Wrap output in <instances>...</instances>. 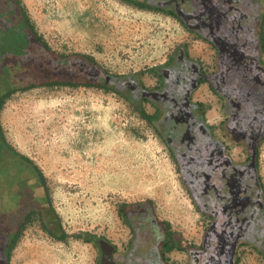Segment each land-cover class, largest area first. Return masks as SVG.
<instances>
[{
    "label": "flooded vegetation",
    "instance_id": "af4514ba",
    "mask_svg": "<svg viewBox=\"0 0 264 264\" xmlns=\"http://www.w3.org/2000/svg\"><path fill=\"white\" fill-rule=\"evenodd\" d=\"M120 1L165 14L179 13L187 1L211 7L209 27L200 17L191 24L196 31L188 30L212 49L210 68L181 47L148 70L156 80L153 87L146 86L139 73L120 81L101 67L110 76L102 77L108 90L118 91L121 83L132 97L138 96L133 98L135 104L152 109L149 115L155 117L153 122L205 219L195 243L171 233L149 202L120 205L114 234L94 239L95 264H240L248 257L264 264V183L258 166L259 146L264 143V0ZM40 37L20 0H0V108L15 92L61 87L46 83L57 80V75L78 83L69 87L106 89L89 84L94 79L88 67L81 76L57 74L52 63L50 72L42 70L48 59L41 53ZM189 71L204 80L194 87L193 74L187 78ZM203 84L220 103L218 126L208 121L204 103L193 98ZM236 105L247 122L258 125L248 127L240 141L234 140L239 135L232 132L235 122L230 120L237 115ZM164 106L166 115L158 111ZM224 122H233L228 132ZM40 172L6 139L0 125V264H10L17 240L32 229L63 240L59 216Z\"/></svg>",
    "mask_w": 264,
    "mask_h": 264
},
{
    "label": "rangeland",
    "instance_id": "374dc122",
    "mask_svg": "<svg viewBox=\"0 0 264 264\" xmlns=\"http://www.w3.org/2000/svg\"><path fill=\"white\" fill-rule=\"evenodd\" d=\"M20 1L54 51L89 55L112 74L139 73L148 87L156 83L148 70L178 47L204 67L212 63V49L165 13L120 0ZM193 98L218 126L220 103L208 87L201 85ZM141 108L152 113L148 105ZM0 125L6 139L39 167L64 232L58 241L27 231L10 264H95L94 239L114 234L120 205L140 201L152 205L171 233L199 241L205 218L182 174L158 133L120 93L82 86L15 92L0 108ZM258 166L264 183V143ZM240 264L263 261L248 257Z\"/></svg>",
    "mask_w": 264,
    "mask_h": 264
},
{
    "label": "trees",
    "instance_id": "16d2710c",
    "mask_svg": "<svg viewBox=\"0 0 264 264\" xmlns=\"http://www.w3.org/2000/svg\"><path fill=\"white\" fill-rule=\"evenodd\" d=\"M179 13H175L173 11H166L167 14H170L176 18H178L180 20V22L186 27L187 30L190 31H196V28H192L191 24L195 19H199L200 17L203 18L204 23H205V27L207 28V26L209 27V20L211 18V14H212V10L211 7H208L206 5L205 2H201L199 4H195L193 3V1H187L184 2L182 4V7H179ZM199 15V16H198ZM32 28L34 29L33 25L31 24ZM40 40L43 41V43H41V53L46 54V59H48L47 65H45L46 68H41L42 70H49L52 69V67L50 66V64L52 63L55 67H54V71L57 74H73V75H78L81 76L82 70L85 67H88V70L90 71V75L91 77L94 79V81L89 82V84H95V85H99L102 84V87L107 89V86L105 84V82L102 81V77L105 78H109L110 76L108 74H106L102 69L101 66L89 55L86 54H81V53H70V54H61V53H57L56 51L52 50L47 43L42 39V37L39 38ZM171 70V69H170ZM43 72L42 71V76H43ZM193 74L192 71H189V73L187 74V78H189V76ZM105 75V76H104ZM193 76L195 77L194 79H192L191 81L193 82V86H197V84L204 80V77H199L197 74H193ZM117 78H120L119 80L121 81V78H125V75H118L116 76ZM42 83V82H40ZM38 83V84H40ZM48 85L51 86H75L73 84H78V83H71L68 81L63 80L62 78H58L57 75V80L52 81V82H46ZM46 83H42V84H46ZM37 84V83H36ZM120 86H118V91H115L116 93H120L133 107L134 109L140 113V116L142 119H144L150 127H152L154 129V131H156V133L159 134V130H158V124H155L153 122L154 120V116H150L149 114H147L145 112V110L141 107H139L137 104H135V100L133 98H138V96H131L129 94V92H126L128 89L127 88H122V84L119 83ZM137 87L139 89H141L143 92H145L146 94L150 95V93H147L146 90H144V87L141 85H137ZM11 94V93H10ZM138 100V99H137ZM174 100V99H173ZM199 107V105H197ZM225 108H226V104H225ZM236 109V114L235 116H232L230 120L234 121V125L232 126V132H235L238 136L237 141L242 140L241 137L243 135V133L245 132V130L249 127V128H253V127H257L256 125H254L253 123L255 122H247L246 119L242 116V108L238 105H236L235 107ZM158 111L162 112V115H166L167 112V108L166 106L163 107H158ZM226 115H228V112L225 111ZM237 117V118H236ZM252 120H256L253 119ZM227 122L229 121V119L226 120ZM227 122H224L223 125L226 127V131L228 132L229 127L228 125L233 124V122H229L227 125ZM160 138L162 139V137L160 136ZM162 141L165 143L166 141L164 139H162ZM27 158V157H26ZM41 175V172H40ZM41 178L42 175H41ZM43 180V179H42Z\"/></svg>",
    "mask_w": 264,
    "mask_h": 264
}]
</instances>
